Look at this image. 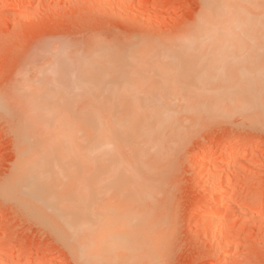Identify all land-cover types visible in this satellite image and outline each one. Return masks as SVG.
I'll return each instance as SVG.
<instances>
[{
    "label": "bare ground",
    "instance_id": "1",
    "mask_svg": "<svg viewBox=\"0 0 264 264\" xmlns=\"http://www.w3.org/2000/svg\"><path fill=\"white\" fill-rule=\"evenodd\" d=\"M200 1V13L175 50L136 41L110 51L107 66L99 53L60 64L53 87L22 85L32 109L15 127L17 159L6 189L13 196L22 192L29 210L60 237H72L77 264H159L171 208L168 174L181 157L188 120L199 116L197 97L217 90L214 98L240 99L255 115L264 108V0ZM252 42L260 48L246 49ZM230 52L239 58L226 77L218 63ZM87 90L91 102L75 107ZM238 153L234 147L229 156ZM58 185L74 187L59 192ZM212 187L200 222L221 242L216 209L227 188Z\"/></svg>",
    "mask_w": 264,
    "mask_h": 264
},
{
    "label": "rangeland",
    "instance_id": "2",
    "mask_svg": "<svg viewBox=\"0 0 264 264\" xmlns=\"http://www.w3.org/2000/svg\"><path fill=\"white\" fill-rule=\"evenodd\" d=\"M200 3L9 0L0 10V264H77L72 237V241L60 237L46 219H38L35 211H30V202L22 192L17 190L13 196L6 189L17 159L15 127L31 115L32 98L24 87L30 89L31 81L37 89L46 84L53 87L57 66L72 65L82 54H100L107 66L110 51L129 49L136 41L142 46L156 42L167 51L175 50L200 13ZM255 44H246V49L260 48ZM228 46L223 47L234 49ZM226 56L230 59L225 57L218 65L222 62L221 75L227 77L239 55L230 52ZM213 96L197 97L199 116L188 120L180 141L181 157L168 174L171 208H167V230L157 237L159 264H264V108L255 115L240 99ZM91 98L92 90L83 92L75 107L88 105ZM234 147L241 153L229 156ZM219 184L227 188L224 202L216 209L224 231L222 243L211 239L200 222L201 205L213 198L212 185ZM60 186L59 192L74 187Z\"/></svg>",
    "mask_w": 264,
    "mask_h": 264
}]
</instances>
